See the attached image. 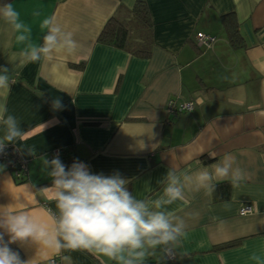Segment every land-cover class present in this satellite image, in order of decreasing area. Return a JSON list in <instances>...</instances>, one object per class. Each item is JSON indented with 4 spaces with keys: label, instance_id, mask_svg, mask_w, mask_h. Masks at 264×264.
<instances>
[{
    "label": "crops",
    "instance_id": "obj_1",
    "mask_svg": "<svg viewBox=\"0 0 264 264\" xmlns=\"http://www.w3.org/2000/svg\"><path fill=\"white\" fill-rule=\"evenodd\" d=\"M138 1L152 23L148 56L98 40L111 17L129 16ZM8 3L32 28L33 43H42L46 30L39 25L54 16L73 33L78 48L71 55L55 53L51 61L26 63L18 57L23 45L0 19V67L9 68L15 80L10 93L0 90V106L25 131V139L12 144L27 160L20 178L0 163V213L28 211L51 225L47 209L55 212V203L44 188L52 180L41 158L51 160L52 149L70 144L69 151L91 173L119 172L137 199L149 201L162 195L160 181L170 168L211 170L232 156L245 178L237 184L214 182L229 183L227 199L214 200L211 190L186 189L184 200L167 206L185 220L186 237L172 249V259L158 250L145 264H255L249 255H264V0ZM225 21L237 30L234 42ZM197 32L213 36L209 46L197 43ZM56 98L60 110H53ZM170 99L194 106L173 114L167 109ZM244 204L252 211L239 214ZM10 245L32 264H51L53 256L60 264H114L85 250L57 254L42 245Z\"/></svg>",
    "mask_w": 264,
    "mask_h": 264
},
{
    "label": "clouds",
    "instance_id": "obj_2",
    "mask_svg": "<svg viewBox=\"0 0 264 264\" xmlns=\"http://www.w3.org/2000/svg\"><path fill=\"white\" fill-rule=\"evenodd\" d=\"M0 19L10 26L15 40L23 45L18 57L26 63L45 59L53 60L55 53L71 55L78 48L73 33L65 31L55 17H46L39 27L46 30L42 43L32 42V28L21 18L12 3L0 6ZM15 84L7 67H0V90L10 93ZM42 95V94H41ZM53 110L63 108L59 98L52 100ZM0 106V123L4 134L0 137V153L8 144L23 141L26 137L18 119ZM34 155V148H29ZM42 170L51 178L45 187L56 211L47 209L52 224L39 222L28 211H5L0 213V264H32L22 259L19 252L9 245H42L59 254L62 250H85L106 257L114 264H145L146 258L171 254L172 249L186 237L187 225L180 216L167 206L184 200L185 190L214 189L216 181L230 179L237 184L245 178L235 159L225 156L223 160L194 172L178 173L170 168L160 183L164 185L161 196L154 200L137 199L128 189L129 181L119 172L112 175L93 174L89 166L74 160L66 166L59 156L51 160L41 158ZM35 187V185H33ZM5 235L8 240H5ZM249 260L264 264V255L253 251Z\"/></svg>",
    "mask_w": 264,
    "mask_h": 264
},
{
    "label": "trees",
    "instance_id": "obj_3",
    "mask_svg": "<svg viewBox=\"0 0 264 264\" xmlns=\"http://www.w3.org/2000/svg\"><path fill=\"white\" fill-rule=\"evenodd\" d=\"M9 1L0 0V5H4ZM225 23L228 27L229 38L234 42L237 38V30L229 21H225ZM151 25L145 4L142 1H138L130 11L129 16L122 19L111 17L101 30L98 40L121 47L138 56H148L152 44L150 37ZM71 145L61 148V152L58 155L66 166H70L77 159L75 154L69 151ZM211 192L214 200L227 199L229 197V183L227 181L215 183ZM228 244H231V242L226 245ZM9 246L14 251L19 252L14 246ZM19 254L22 258L20 252Z\"/></svg>",
    "mask_w": 264,
    "mask_h": 264
},
{
    "label": "built area",
    "instance_id": "obj_4",
    "mask_svg": "<svg viewBox=\"0 0 264 264\" xmlns=\"http://www.w3.org/2000/svg\"><path fill=\"white\" fill-rule=\"evenodd\" d=\"M195 38L198 44L209 46L213 40V36L202 32H197ZM193 101L174 102L172 99L167 102V109L170 113L177 114L182 111H189L193 108ZM61 152L60 148L52 149L49 156L54 158ZM0 163H4L14 174L15 177L20 178L27 170V160L20 154L16 146L12 143L8 144L3 153H0ZM252 211L250 204H244L239 208V214H247ZM173 254H166V259H172ZM51 264H60L57 256L51 258Z\"/></svg>",
    "mask_w": 264,
    "mask_h": 264
}]
</instances>
